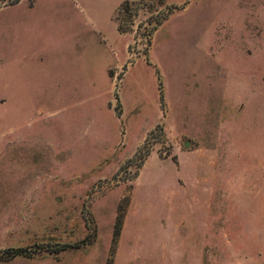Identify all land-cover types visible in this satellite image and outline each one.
I'll return each instance as SVG.
<instances>
[{
    "label": "rangeland",
    "instance_id": "374dc122",
    "mask_svg": "<svg viewBox=\"0 0 264 264\" xmlns=\"http://www.w3.org/2000/svg\"><path fill=\"white\" fill-rule=\"evenodd\" d=\"M0 264H264V0L1 9Z\"/></svg>",
    "mask_w": 264,
    "mask_h": 264
},
{
    "label": "trees",
    "instance_id": "16d2710c",
    "mask_svg": "<svg viewBox=\"0 0 264 264\" xmlns=\"http://www.w3.org/2000/svg\"><path fill=\"white\" fill-rule=\"evenodd\" d=\"M22 0H0V10L5 8V7H9V6H14V5H17L21 2ZM145 1V0H143ZM127 6V8H123V13H128L131 11V8H130V3L129 2H125L124 4V7ZM178 9L177 6H172L167 14L157 22V25H161L165 20L168 19V17L174 12V10ZM119 31L120 32H127L129 31L127 28L124 27V19L122 17L119 18ZM67 246L65 245L63 248H61L60 250H64ZM25 254V250L24 249H20L18 250L16 253H14L15 256H19V255H23Z\"/></svg>",
    "mask_w": 264,
    "mask_h": 264
}]
</instances>
